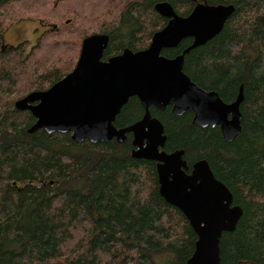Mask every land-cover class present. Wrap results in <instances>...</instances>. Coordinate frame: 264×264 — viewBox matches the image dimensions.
<instances>
[{"label":"trees","instance_id":"trees-1","mask_svg":"<svg viewBox=\"0 0 264 264\" xmlns=\"http://www.w3.org/2000/svg\"><path fill=\"white\" fill-rule=\"evenodd\" d=\"M161 0H0V264H186L196 234L159 193L156 162L132 157V135L96 143L70 133L28 132L35 118L14 103L70 72L82 40L109 36L103 59L149 45L167 18ZM186 16L197 3L233 4L222 30L184 55L183 71L200 88L233 101L240 85L241 131L224 140L219 126L201 127L193 113L150 107L164 126L163 150L183 151L186 172L201 159L228 187L242 215L220 237V264H264V0H167ZM43 26L26 49L4 43L20 20ZM165 48L168 58L191 43ZM128 99L114 125L140 120Z\"/></svg>","mask_w":264,"mask_h":264},{"label":"water","instance_id":"water-1","mask_svg":"<svg viewBox=\"0 0 264 264\" xmlns=\"http://www.w3.org/2000/svg\"><path fill=\"white\" fill-rule=\"evenodd\" d=\"M154 9L167 22L153 33L146 48H125L103 59L109 36L93 33L82 40L72 71L47 89L28 92L14 106L34 116L28 132L70 133L75 142L92 143L111 139L121 143L131 133L132 157L156 162L160 195L185 215L196 234L186 264H220V237L235 229L242 209L233 205L230 190L214 176L206 160L196 161L186 172L183 151L163 150L164 126L149 109L170 106L176 115L191 110L194 124L219 126L224 140L239 135L242 85L233 101L224 102L216 91L203 90L183 72L184 55L215 37L235 7L197 3L181 16L169 1L161 0ZM184 38L192 41L182 53L171 58L162 54ZM131 97L139 100L144 114L131 125L117 128L115 118Z\"/></svg>","mask_w":264,"mask_h":264},{"label":"rangeland","instance_id":"rangeland-1","mask_svg":"<svg viewBox=\"0 0 264 264\" xmlns=\"http://www.w3.org/2000/svg\"><path fill=\"white\" fill-rule=\"evenodd\" d=\"M43 29V26L36 20H20L6 28L3 33L4 43L15 46L25 41L27 43L26 49H29L32 45L36 44Z\"/></svg>","mask_w":264,"mask_h":264},{"label":"flooded vegetation","instance_id":"flooded-vegetation-1","mask_svg":"<svg viewBox=\"0 0 264 264\" xmlns=\"http://www.w3.org/2000/svg\"><path fill=\"white\" fill-rule=\"evenodd\" d=\"M167 1V0H166ZM174 8V7H173ZM182 53V52H181ZM184 72V71H183Z\"/></svg>","mask_w":264,"mask_h":264},{"label":"bare ground","instance_id":"bare-ground-1","mask_svg":"<svg viewBox=\"0 0 264 264\" xmlns=\"http://www.w3.org/2000/svg\"><path fill=\"white\" fill-rule=\"evenodd\" d=\"M155 108V107H154Z\"/></svg>","mask_w":264,"mask_h":264}]
</instances>
